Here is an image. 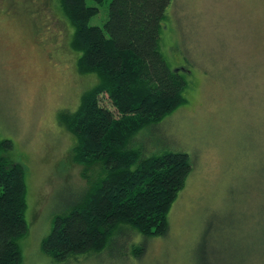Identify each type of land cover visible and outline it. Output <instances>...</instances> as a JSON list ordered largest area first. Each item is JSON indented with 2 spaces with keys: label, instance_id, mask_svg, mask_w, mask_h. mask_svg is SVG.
Returning a JSON list of instances; mask_svg holds the SVG:
<instances>
[{
  "label": "rangeland",
  "instance_id": "374dc122",
  "mask_svg": "<svg viewBox=\"0 0 264 264\" xmlns=\"http://www.w3.org/2000/svg\"><path fill=\"white\" fill-rule=\"evenodd\" d=\"M109 1L91 24L104 25ZM167 14L161 51L188 80L186 102L144 128L136 144L147 155L185 151L193 170L167 235L148 239L138 258L133 244L143 237L131 234L120 260L264 264V0H172ZM75 32L62 0H0V139L13 142L7 155L24 167L27 183L21 264H111L122 238L66 262L42 249L55 216L88 186L74 158L77 138L61 116L99 81L79 69ZM100 103L113 108L106 94Z\"/></svg>",
  "mask_w": 264,
  "mask_h": 264
},
{
  "label": "trees",
  "instance_id": "16d2710c",
  "mask_svg": "<svg viewBox=\"0 0 264 264\" xmlns=\"http://www.w3.org/2000/svg\"><path fill=\"white\" fill-rule=\"evenodd\" d=\"M62 2L76 29L79 69L96 73L99 81L83 94L77 110L62 112L77 138L74 158L84 167L88 186L68 211L55 216L42 249L66 262L104 251L118 233L122 238L116 237L110 263L138 264L126 256L120 260L131 234L143 237L133 244L138 258L148 239L167 235L169 212L193 170L185 151L147 155L136 144L144 128L186 102L188 80L170 67L160 44L172 0H110L103 26L91 21L105 0ZM102 94L113 108L100 103ZM12 149L10 139H0V264H21L19 240L29 231L25 170L7 155Z\"/></svg>",
  "mask_w": 264,
  "mask_h": 264
}]
</instances>
